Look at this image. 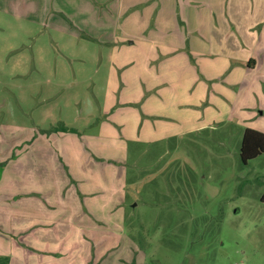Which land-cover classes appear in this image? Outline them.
<instances>
[{"label": "rangeland", "instance_id": "374dc122", "mask_svg": "<svg viewBox=\"0 0 264 264\" xmlns=\"http://www.w3.org/2000/svg\"><path fill=\"white\" fill-rule=\"evenodd\" d=\"M66 1L60 11L61 0H38L33 11L9 7L28 0H0V158L8 155L0 187L21 210L15 214L0 198V254L8 252L12 264H264V154L242 164V131L230 123L130 144L127 194L113 217H61L50 208L31 218L44 227L27 223L26 168L17 172L10 162L21 153L25 165L26 147L50 133L32 134L36 126L62 119L84 129L107 93L111 49L101 57L76 27L52 25L64 13L74 16L78 4ZM226 1L230 16L243 22L254 21V6L264 10V0ZM32 53L38 65H49L45 71L26 67Z\"/></svg>", "mask_w": 264, "mask_h": 264}, {"label": "crops", "instance_id": "0c3cea01", "mask_svg": "<svg viewBox=\"0 0 264 264\" xmlns=\"http://www.w3.org/2000/svg\"><path fill=\"white\" fill-rule=\"evenodd\" d=\"M35 1L9 7L34 11ZM74 1L76 18L63 12L52 25L61 31L76 27L96 42L101 57L104 47L111 49L107 93L98 102L99 115L90 116L84 129L54 131L57 123L71 129L62 119L47 129L36 126L32 134L50 133L26 147L25 165L19 164L21 153L10 162L18 163L17 172L26 168L27 223L44 227L31 218L45 217L50 208L61 217H113L127 194L124 164L132 143L181 137L222 123L240 128L242 138L246 129L264 133V10L254 6V21L243 22L237 13L230 16L226 0ZM66 2L61 0L60 11ZM32 55L26 67L45 71L49 65H38ZM101 114L105 119L95 123ZM8 194L0 187V198L15 214L21 212ZM66 201L72 205L50 204Z\"/></svg>", "mask_w": 264, "mask_h": 264}, {"label": "trees", "instance_id": "16d2710c", "mask_svg": "<svg viewBox=\"0 0 264 264\" xmlns=\"http://www.w3.org/2000/svg\"><path fill=\"white\" fill-rule=\"evenodd\" d=\"M56 132H75L74 129H68L65 126L62 128H55ZM264 154V133L253 130L246 129L240 146V159L242 164L247 166L250 161L256 160ZM5 163H0L4 166ZM1 176V173H0ZM261 201L264 203V194L261 198ZM0 264H10V258L6 255H0Z\"/></svg>", "mask_w": 264, "mask_h": 264}]
</instances>
